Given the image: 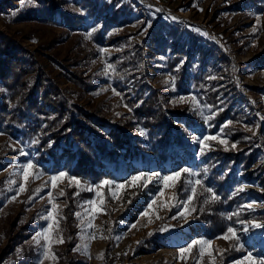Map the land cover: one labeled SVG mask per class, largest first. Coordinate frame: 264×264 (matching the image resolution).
<instances>
[{
  "label": "rangeland",
  "instance_id": "374dc122",
  "mask_svg": "<svg viewBox=\"0 0 264 264\" xmlns=\"http://www.w3.org/2000/svg\"><path fill=\"white\" fill-rule=\"evenodd\" d=\"M63 1L65 10L83 18L81 24L67 28L57 12L50 21L36 19L44 9L38 0H0V31L14 36L22 47L33 52L55 85L71 90L67 95L70 101L84 111L103 101L106 118L114 116L116 120L121 112L128 111L116 101L131 89L132 79L125 82L118 78L125 90L121 91L113 88V73L116 67L136 57L138 74L157 92L172 129L170 135L175 139L168 156L158 163L152 150L137 146L141 125L137 131L122 127L129 142L120 148L112 143L102 120L93 117L98 126L89 129L88 138L93 148L103 146L97 149L96 156L101 164L97 170L105 176L92 182L65 169L49 170L48 163L28 141L0 132V264H248L244 259L248 253L257 261L264 259L262 246L254 244L257 233L264 240V209L257 198L264 200V0ZM104 25L108 26L105 41L95 46L94 32ZM153 32L156 44L150 41ZM163 45L166 51H158L157 46ZM172 51L185 52L184 58L192 55L184 74L188 80L186 90L177 86L179 76L169 67ZM50 56L57 64L50 61ZM109 64L114 71L108 70L106 75ZM197 69L203 72L202 77L218 83V94L229 99L241 115L239 120L229 119L218 126L216 134L207 131L212 114L207 99L194 86ZM69 72H79L82 79L92 75L86 82L94 89L88 91L70 81L66 77ZM193 96L195 106L190 99ZM180 97L185 101L177 102ZM183 106L186 113L174 114ZM177 117L179 121H175ZM228 122L240 129V136L231 142L236 151L247 149L246 156L250 149L256 153V161L246 168L245 159L225 163L221 158L211 165L221 169L225 163L223 179L212 186L223 182L229 188L233 202L226 216L245 215L229 226L236 230L239 248L230 246L235 241L223 238L228 228L211 236L192 214L189 203L185 207L198 174L208 173L202 163L204 158L218 152L214 144L224 140L221 149H228ZM189 129L196 132L189 135ZM205 136L217 138L205 141L210 147L201 153L199 141ZM29 161L34 165L29 171L35 175L25 181L23 166ZM182 169L189 172H182L175 181L163 179ZM61 172L66 175L60 177ZM141 173L144 176L139 182L127 183ZM53 176L58 178L52 181ZM180 179L184 193L177 190ZM102 181L109 184L102 185ZM22 183L27 190L18 191ZM61 191L63 195H59ZM250 204L251 209L247 207ZM48 212L52 213L51 219L46 218ZM182 212L186 216H181ZM254 223L262 226L253 227ZM45 231L47 239L41 235L39 243L34 241L37 233ZM61 239L62 243L55 242ZM193 241L206 243H198L181 254L179 249Z\"/></svg>",
  "mask_w": 264,
  "mask_h": 264
},
{
  "label": "trees",
  "instance_id": "16d2710c",
  "mask_svg": "<svg viewBox=\"0 0 264 264\" xmlns=\"http://www.w3.org/2000/svg\"><path fill=\"white\" fill-rule=\"evenodd\" d=\"M38 1L44 9L39 11L41 14L35 16L36 19L50 21L57 12L67 28H73L82 23L81 16L73 14L61 6L64 5L63 0ZM261 1L255 0V2ZM107 30L108 26L104 25L102 29L94 32L93 43L95 46L104 43V35L107 34ZM156 38L157 36L153 32L150 39L151 44H156ZM157 50L165 52L166 45L157 46ZM170 54L168 64L170 69L174 70L176 77L179 76L177 86L186 90L188 80L184 74L187 73L186 67L192 55L190 57L186 55L184 58L185 52L182 51H172ZM139 57L140 60L143 59L142 54ZM49 59L57 64L51 56ZM136 60L138 61L134 57V61L131 59L125 61L121 67H116L113 73V88L121 91L125 90L120 87L118 78L122 77L125 82L129 78L132 79L131 89L126 90L116 101L118 104L122 102L128 111L121 112L119 120H116L114 116L106 118V113L102 112V108L105 107L103 101L98 102L88 111H84L75 102L70 101L67 96L70 89L61 90L55 85L46 68L39 63L33 52L22 47L14 36L0 31V132L20 136L22 140L28 141L42 160L48 163L49 170L65 169L82 180L96 182L102 179L105 173L97 170L101 164L96 156V151L103 149V146L97 145L93 148L88 138L89 129L98 126V123L92 120L93 117L102 120L108 129V136L111 137L112 143L120 148L124 142H129L122 127L128 126L129 129L137 131L138 125H141L145 132L143 135L140 134L137 139V146L140 149L152 150L157 162L162 163L170 153L169 146L175 136L172 138L170 135L172 129L157 92L150 88L144 76L138 74L134 64ZM179 60L182 62L176 68L175 64ZM131 71L135 72L134 75H126ZM91 76L88 74L84 77L85 79H82L79 72H69L66 77L91 91L94 89V85L86 82ZM202 76L203 72L197 69L194 86L199 89L202 98L205 96L210 107L212 119L207 124L211 125V128L207 131L216 134L218 126L229 119L239 120L241 115L237 114V110L229 99L218 94V90L215 88L218 83ZM111 105V103L108 104V106ZM185 111L186 107L183 106L174 114L180 116V112L186 113ZM131 117H134L135 120H130ZM178 119L179 117L175 121H179ZM183 124L187 125L188 121H183ZM225 125H227L225 133L231 135L226 142L229 147L227 150H223L221 149L222 144H214L218 152H212L211 155L204 158L202 163L209 169L208 173L198 174L196 180H200L201 184L196 185L194 182L193 187L196 188V194L189 202L192 214L203 223V227L211 236L222 233L229 226H233L234 221L245 217L240 213L226 216L225 211L232 209L233 202L229 188L225 187L223 182H220L216 187L212 186L213 183L218 179H223L221 172L224 170L226 162L245 159L247 163L243 168H246L256 161V153L251 149L249 156H246L247 149L236 151L232 147L231 142L240 136V129L232 123ZM189 131V135L196 132L193 129H189ZM33 141L37 142L33 143ZM221 158L225 162L221 169L211 166ZM207 188H211L212 192L205 191ZM177 190L179 193H184L183 179L179 180ZM213 194L219 199L210 200Z\"/></svg>",
  "mask_w": 264,
  "mask_h": 264
},
{
  "label": "snow or ice",
  "instance_id": "6c2138e0",
  "mask_svg": "<svg viewBox=\"0 0 264 264\" xmlns=\"http://www.w3.org/2000/svg\"><path fill=\"white\" fill-rule=\"evenodd\" d=\"M22 2H23V0H22ZM173 19H175V18H173ZM197 31H199V30L197 29ZM253 31H255V29H253ZM89 35H90V34H89ZM102 51H104V50H102ZM108 70H112V71H114L113 66L110 65V64H109V65H106V69H105V74H106V75L108 74ZM113 91H114V90H113ZM114 94H118V93H115V91H114ZM190 99H191L192 104L195 106V105L197 104L196 97L193 96V97H191ZM184 101H185V97H180L179 100H178L177 102H184ZM118 115H119V114H118ZM213 115H215V113H213ZM204 118H205V120L210 119V117H204ZM228 123H231V122H228ZM226 126H227V125H225V127H226ZM222 130H223V129H222ZM140 134H141V135L144 134V130H143V129L140 130ZM254 134H255V133H254ZM216 138H217V137H208V136H205L202 140H200L199 143H200V145H201V153H203V152L205 151V149H207V148L210 147L209 145H207V144L205 143V141H207V140H209V139H216ZM36 142H37V141H33V143H36ZM220 143L223 144V143H225V141H224V140H220ZM232 147L235 148V144H233ZM225 150H227V149H225ZM21 154H24V153L21 151ZM33 168H34V165L32 164L31 161H29L27 164H25V165L23 166V177H24V180H25V181L28 180L29 176H34V175H35L33 172L29 171L30 169H33ZM182 172H189V170H188V169H182V170H180V171H177V172L172 173L171 176H165L163 179H164L165 181H169V180H173V181H175V180H177V179H179V178L181 177ZM65 175H66V174L63 173V172L59 173V176H60V177H63V176H65ZM152 175H153V176H157V175H159V174H157V173H153ZM143 176H144L143 173H141V174L138 175V176H133V177H131L130 182H127V183L135 184V183L139 182ZM57 178H58V177L53 176V177H51V180H52V181H55ZM73 179H75V178H73ZM149 179H151V177H149ZM145 183H147V181H145ZM76 184L79 185L80 182H79V181H76ZM101 184H102V185H107V184H109V182H108V181H102ZM195 184H196V185H200V184H201V181H200V180H196V181H195ZM173 186H174V185H173ZM53 187H55V183H53ZM118 187H123V186L121 185V186H118ZM25 190H27V189H26V185L22 183V184L20 185L18 191H25ZM89 190H90V189H89ZM241 190H242V189H241ZM36 191H39V189H36ZM205 191L211 193V192H212V189H211V188H207V189H205ZM192 193H193V195H190V196L188 197V202H186V204H185V207H186V208H187V206H188V203L191 202V201L193 200L194 195L196 194V188H195V187L192 188ZM63 194H64L63 191H61V192L59 193V195H63ZM98 194H99V193H98ZM48 196H49V203H51V201H52V199H53L52 194L49 193ZM13 199H15V197H13ZM29 199H32V197L30 196ZM218 199H219V197L216 196L215 194H213V195L210 197V200H212V201H215V200H218ZM206 202H207V201H206ZM89 203H92V202H89ZM101 203H102V201H101ZM53 207H55V205H53ZM151 207H152V205L150 204V205H149V208H151ZM247 207H248L249 209H251V208L253 207V205L250 204V205H247ZM99 210H100V209H94V211H99ZM76 215L79 217V216H80V213H76ZM142 215H147V213H142ZM180 215H181V216H186V213H185V212H182V213H180ZM46 218H47V219H51V218H52V213H51V212H48V216H47ZM157 218H159V217H157ZM173 219H175V217H173ZM149 222H151V220H150ZM241 223H244V222L241 221ZM88 226H89V227H92L91 224H89ZM261 226H262V225H260V224H258V223H254V224H253V227H257V228H259V227H261ZM132 227L135 228L136 225L134 224V225H132ZM50 228H51V225H49V229H50ZM245 230H247V229H245ZM160 231H164V229L161 228ZM149 234L151 235V233H149ZM41 235H44V236H45V239H47V232L45 231L44 233H37V236H36V237H33L34 241H36L37 243H39L38 237H40ZM93 238H94V237H93ZM101 238H106V237H101ZM223 238H224V239H231V240L235 241V244H234V245H230V246H235V247H237V248L240 247L239 242H238V237H237V234H236V230H235L233 227H228V229H227V233L224 235ZM55 242L62 243L63 240L61 239V240H59V241H55ZM137 243H140V241H137ZM198 243L201 244V245H203V244L206 243V242H205V241H193L191 244H189V245L187 246V248H181V249H179V251H180L181 254H183L184 252L191 250L192 247H193L194 245L198 244ZM74 250H75V249H74ZM45 255H47V253H45ZM201 255H203V249H201ZM209 255H211V253H209ZM244 259H245V261H248V264H264V259L257 261L256 259L253 258V256H252L251 253H248V255L245 256Z\"/></svg>",
  "mask_w": 264,
  "mask_h": 264
},
{
  "label": "built area",
  "instance_id": "2783aa9c",
  "mask_svg": "<svg viewBox=\"0 0 264 264\" xmlns=\"http://www.w3.org/2000/svg\"><path fill=\"white\" fill-rule=\"evenodd\" d=\"M257 198H258V200L264 201L259 196H257ZM261 201L258 202V204L259 205L262 204V209H264V204L261 203ZM263 234H264V229H263ZM245 235L247 236V239L250 240V237H248L247 233ZM254 244L262 246L261 248L264 250V240L261 239V237L258 235V233L256 235H254Z\"/></svg>",
  "mask_w": 264,
  "mask_h": 264
}]
</instances>
